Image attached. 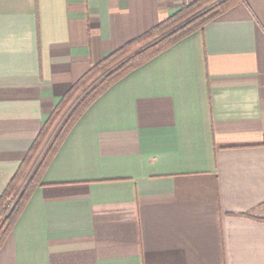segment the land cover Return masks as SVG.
Here are the masks:
<instances>
[{"label":"crops","instance_id":"obj_1","mask_svg":"<svg viewBox=\"0 0 264 264\" xmlns=\"http://www.w3.org/2000/svg\"><path fill=\"white\" fill-rule=\"evenodd\" d=\"M182 5L0 0V195L91 66ZM0 264H264V0L231 8L96 99Z\"/></svg>","mask_w":264,"mask_h":264},{"label":"trees","instance_id":"obj_2","mask_svg":"<svg viewBox=\"0 0 264 264\" xmlns=\"http://www.w3.org/2000/svg\"><path fill=\"white\" fill-rule=\"evenodd\" d=\"M245 1L199 0L184 5L171 17L91 66L56 105L0 195V249L34 190L41 184L42 176L62 142L93 102L130 72ZM81 93L82 97L71 107L58 129L51 135L58 119ZM37 156L40 158L36 162ZM29 170L32 171L27 176Z\"/></svg>","mask_w":264,"mask_h":264},{"label":"rangeland","instance_id":"obj_3","mask_svg":"<svg viewBox=\"0 0 264 264\" xmlns=\"http://www.w3.org/2000/svg\"><path fill=\"white\" fill-rule=\"evenodd\" d=\"M192 4V3H191ZM185 5V4H184ZM184 5H182V6H184ZM187 5H190V4H187ZM82 95H83V93H81L75 100H74V102L67 108V110L64 112V114H62V116L58 119V121L56 122V124H55V126H54V128H53V130H52V133H54L57 129H58V127L60 126V124H61V122L64 120V118H65V116L67 115V113L69 112V110L71 109V107L82 97ZM51 133V134H52ZM40 156V155H39ZM39 156H37V160H36V162L38 161V159L40 158ZM31 169V168H30ZM32 170H29L28 171V174H27V176H29V174H30V172H31ZM25 180V179H24ZM24 182V181H23ZM23 182H22V184H23ZM20 189H21V187H20ZM14 200H15V197L13 198ZM13 200V201H14ZM10 206H12V203L10 204Z\"/></svg>","mask_w":264,"mask_h":264},{"label":"built area","instance_id":"obj_4","mask_svg":"<svg viewBox=\"0 0 264 264\" xmlns=\"http://www.w3.org/2000/svg\"><path fill=\"white\" fill-rule=\"evenodd\" d=\"M196 1H199V0H182L183 4H185V5L191 4V3L196 2Z\"/></svg>","mask_w":264,"mask_h":264}]
</instances>
